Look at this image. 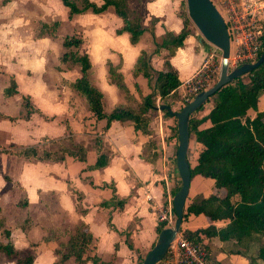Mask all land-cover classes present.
I'll list each match as a JSON object with an SVG mask.
<instances>
[{"label":"crops","instance_id":"1","mask_svg":"<svg viewBox=\"0 0 264 264\" xmlns=\"http://www.w3.org/2000/svg\"><path fill=\"white\" fill-rule=\"evenodd\" d=\"M128 1L134 9L141 6L142 22L147 27L135 44L127 31H117L123 26V19L112 8L101 13L87 10L71 17L62 0H0V113L14 118L0 116V240L11 241L20 255L33 251L32 245L42 240L47 228L72 229L83 221L94 236L103 264H140L158 239V212L170 201L173 204L175 191L182 184L176 160L178 120L160 106L170 105L171 110L181 111L185 81L216 47L202 38L197 26L189 24L184 44L169 57L181 84L165 98H156L157 107L150 110L146 134L136 131L132 121L112 120L107 125V119H100L89 127V105L69 85L82 76L81 66L61 60L64 52L70 50L63 45V39L82 37L80 46L73 48L89 55L91 77L105 95L106 110L125 103L123 91L109 80L108 61L131 80L141 51L152 50L155 41H162L168 30L179 33L184 26V0ZM212 1L225 18L235 9L239 14L252 12L261 18L259 22L264 21V0ZM55 21L59 23L52 33L43 31V23ZM167 52L164 49L154 55L156 67H162ZM242 77L246 82L250 79L248 74ZM13 80L18 92L7 96L5 88ZM139 81L146 93L151 91L145 78L139 77ZM24 96L29 97L35 111L28 113ZM213 106L214 101L209 98L190 117L201 119ZM259 110H264V93ZM256 114V110L249 109L251 118ZM207 125L205 122L200 127ZM69 136L87 148L89 161L70 156L41 160L17 154L28 146L41 151L50 150L55 142L66 145ZM202 148L195 130H190L187 158L192 165L197 164ZM100 154L108 155L109 163L89 167ZM211 193L224 195L225 189L215 188L211 178L196 175L191 179L187 199L197 201ZM211 223L218 228L226 225L224 221H211L204 214H191L181 230L186 233ZM6 231L10 232L9 237ZM67 238L68 235L62 237ZM263 244L264 237L253 234L240 241L214 237L209 248L220 264H264L257 257ZM54 246L40 244L34 251L33 264H55ZM5 258L6 262L0 264H16L13 257ZM65 264L76 262L70 258ZM158 264L175 262L164 259Z\"/></svg>","mask_w":264,"mask_h":264},{"label":"trees","instance_id":"2","mask_svg":"<svg viewBox=\"0 0 264 264\" xmlns=\"http://www.w3.org/2000/svg\"><path fill=\"white\" fill-rule=\"evenodd\" d=\"M62 1L69 7L71 17L87 10L101 13L112 8L123 19V26L117 31H127L133 44L139 42L147 30L142 22L143 13L130 7L128 0H103L102 4L92 0ZM183 19L184 26L179 33L168 30L162 41H155L152 50L141 51L131 80H127L118 66L108 61L109 80L123 91L126 99L125 103L116 105L111 111L106 110L105 95L92 80L89 55L79 54L73 48L79 47L83 38L72 35L63 39V45L70 50L64 52L61 60H71L81 66L82 76L69 85L81 93L89 105V113L86 116L89 127H94L100 119H107V125L112 120L132 121L136 131L144 134L149 132L150 110L157 107L156 98H165L181 84L179 73L169 57L184 44L189 34L188 17L184 16ZM58 23H43V31L52 33ZM262 45L264 48V21ZM164 49L168 52L162 67L158 68L153 63V57ZM248 76V82L241 76L221 86L209 97L214 101L209 114L201 119L190 117L189 120L190 130H195L197 141L203 145L197 164L192 165L188 160L192 178L196 175L211 178L215 188L225 189L224 195L211 193L197 201L186 199L183 221L191 214H204L211 221L220 220L226 223L222 228L211 223L205 228L186 231L188 238L203 242L206 246H209V241L214 237L238 241L253 234L264 237V110H259L260 97L264 93V61L251 70ZM139 77L146 79L150 92L144 91ZM16 92L17 84L13 80L11 85L5 88V94L8 96ZM24 103L28 113L36 110L28 96H24ZM249 109L257 111L255 117L248 115ZM0 116L14 119L1 113ZM205 122L208 125L200 127ZM68 140L72 146L63 147L62 154L57 155L48 149L40 151L36 146L24 147L18 150L17 154L41 160H59L70 156L83 162L89 161L87 148L76 143L72 136H69ZM109 161L108 155L100 154L89 167H103ZM236 196L238 199L234 198ZM163 228L164 225L160 224L157 231L160 232ZM6 235L9 237L10 232L6 231ZM65 235H68V238L63 240ZM42 243L55 244V264H65L70 258H73L76 264H87L89 261L92 264H103L96 250L94 236L83 221L72 229L47 228L42 240L33 244V251L25 255H20L11 241L3 243L0 240V252L8 257H15L16 264H33L34 251L38 250ZM257 257L264 261V244L259 247Z\"/></svg>","mask_w":264,"mask_h":264},{"label":"water","instance_id":"3","mask_svg":"<svg viewBox=\"0 0 264 264\" xmlns=\"http://www.w3.org/2000/svg\"><path fill=\"white\" fill-rule=\"evenodd\" d=\"M188 12L195 23L202 38L220 48L222 51L221 73L217 82L207 90L198 93L190 102L184 104L181 111L171 110L170 105H161L160 109H167L170 114L177 117L179 145L177 150V166L182 184L173 198L176 220L173 226L164 227L158 235L155 245L149 250L142 264H158L162 261L180 231L184 219V208L189 194L192 178L191 167L187 158L190 139V115L200 108L209 97L226 83L248 74L264 61V48L259 59L254 63H245L233 69L229 68L231 50L230 34L226 21L212 0H187Z\"/></svg>","mask_w":264,"mask_h":264},{"label":"built area","instance_id":"4","mask_svg":"<svg viewBox=\"0 0 264 264\" xmlns=\"http://www.w3.org/2000/svg\"><path fill=\"white\" fill-rule=\"evenodd\" d=\"M224 19L229 30L232 46L229 68L233 69L245 63L256 62L263 50V22L261 20L259 22L261 18H258L252 12L239 14L235 9H232ZM218 49L220 48L215 47L205 57L198 70L185 81L186 94L183 98L184 104L190 102L201 91L212 87L219 79L222 56H220L219 60L217 59ZM175 220L176 213L172 201H170L167 207L158 212L157 221L159 225L168 227L173 226ZM164 259L174 261L175 264H220L212 256L209 246H206L203 242L188 238L181 228L171 243Z\"/></svg>","mask_w":264,"mask_h":264},{"label":"rangeland","instance_id":"5","mask_svg":"<svg viewBox=\"0 0 264 264\" xmlns=\"http://www.w3.org/2000/svg\"><path fill=\"white\" fill-rule=\"evenodd\" d=\"M137 8L136 9H138V11H139V13L141 12V13H143L142 12V8H141V6L139 5V7L138 6H136ZM182 16L184 17V16H186V17H188V24H191V23H193L194 25H195V23L192 21V19L190 18V16H189V12H188V5H187V0H184V4H183V8H182ZM201 33V32H200ZM207 41V40H206ZM209 42V41H208ZM219 52H220V54H221V56H222V51H221V49L219 50ZM64 144V142L63 141H60L59 143L58 142H55L53 145H51V149L50 150H52V151H54L57 155L58 154H62V151H63V146H66L67 145V147H71L72 146V143H70L69 141H65V144L66 145H63ZM13 149H16V148H13ZM21 200H23V199H21ZM24 200H25V198H24ZM158 240V239H157ZM157 242V241H156ZM6 256L4 255V253H2V252H0V263H4V261L6 262V258H5ZM13 260L15 261L16 260V258L15 257H13ZM142 262H143V259L141 260V262H140V264H142Z\"/></svg>","mask_w":264,"mask_h":264}]
</instances>
